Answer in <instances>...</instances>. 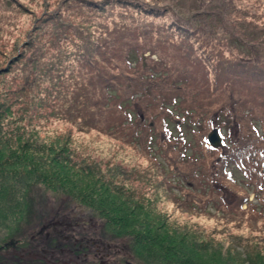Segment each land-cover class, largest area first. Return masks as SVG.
<instances>
[{
    "label": "trees",
    "instance_id": "1",
    "mask_svg": "<svg viewBox=\"0 0 264 264\" xmlns=\"http://www.w3.org/2000/svg\"><path fill=\"white\" fill-rule=\"evenodd\" d=\"M4 1L7 6L8 0ZM161 1L60 0L55 9L46 8L35 19L23 48L7 65H0V82L9 73L21 79L14 90L0 89V181L11 187L20 184L23 198L19 213L8 218L11 232L21 236L32 221L35 226L50 221L44 223V205L57 178L6 167L19 157L9 155L17 153L12 148L18 146L14 140L28 138L23 144L30 149L45 145L33 140L32 136L39 133L33 121L41 118L42 107L52 97L58 103L47 115L78 131L94 130L109 136L148 154L152 160L159 154L168 166L174 165L179 178L177 188L185 190L181 192L184 201L176 200L177 194L169 196L172 189L165 179L152 182L153 174L148 170L79 156L69 144L70 134L68 144L57 154L59 161L73 165L69 168H76L140 210L162 213L156 211L157 199L139 191L131 184L134 182H146L153 192L162 186L178 208L181 205L186 212L214 216L219 224L225 223L213 232L201 228V235L196 230L190 238L184 232L191 230L184 226L181 233L170 231L173 235L165 231L159 234L157 229L153 234L146 227L152 234L147 237L145 254L137 259L139 264H264V55L260 52V30L241 25L240 21H246L249 15L247 7L241 6L243 0H212L210 5L200 2L188 8H183L179 0H169L165 5ZM166 15L168 23L163 20ZM104 19H109L111 25ZM48 31V41L40 45ZM215 34L227 39L234 51L225 55L214 42ZM68 38L76 50L68 52L67 47L58 45ZM47 53L50 61L45 60ZM70 56L77 63L70 61ZM46 80L51 81V87L43 88L46 96L40 97V85ZM215 127L227 131L218 148L206 142L208 132ZM165 143L172 148L165 150ZM188 147L200 150L180 153ZM206 152L210 158L205 162ZM7 153L8 157L4 155ZM169 154L174 155L172 160ZM228 165L243 174L246 180L242 184L247 188L236 182ZM248 188L258 195L262 208L249 201ZM59 197L67 198V206L77 204L87 215L98 216L74 193L66 190ZM210 207L216 211L208 210ZM115 209L119 210L111 211ZM155 215L151 221L157 224L162 217ZM131 220L135 224L123 223L121 227L125 237L144 227L137 224V216ZM165 220L159 224L167 225ZM231 223L236 229L246 228V232H229L227 226ZM112 232L108 230L107 236L111 237ZM136 233L139 238L144 236L138 230ZM77 244L71 247L82 250ZM127 244L126 251L134 254L133 245ZM155 245L162 248L160 253L154 250ZM119 261L115 264H129Z\"/></svg>",
    "mask_w": 264,
    "mask_h": 264
},
{
    "label": "rangeland",
    "instance_id": "2",
    "mask_svg": "<svg viewBox=\"0 0 264 264\" xmlns=\"http://www.w3.org/2000/svg\"><path fill=\"white\" fill-rule=\"evenodd\" d=\"M59 1L60 0H8L6 6L4 4L5 1L0 0V65H7L9 59L23 48L22 44L28 38V32L31 30L35 19L41 16L46 8L49 10L55 9ZM210 1L212 0H179V4L183 8H188L198 5L200 2L210 5ZM168 2L169 0H164L161 1L160 4L165 5ZM19 3L22 6H19ZM241 6L247 7L249 11V15L245 16L246 21H240L241 25H248L260 30L261 34L258 35L261 37V39L260 37L259 39L262 41L263 46V51L260 52L264 55V0H243ZM85 16L89 18V16ZM80 18L81 17H78L77 19ZM163 20L168 23L169 17L166 15ZM104 23L111 25L109 19H104ZM55 27L56 24L50 31H53ZM50 31L41 37L40 45L48 41ZM98 33L99 30H96L95 35H98ZM73 35L74 34L71 36ZM215 37L216 40L214 42H218L217 47L223 50L225 55H228L230 51H234L228 44L227 39H221L216 34ZM67 40V42L61 41L58 45L63 49L67 47L66 50L68 52L76 50L73 42L70 41L69 38ZM50 53H56V50H51ZM27 54L30 55L29 53ZM70 58V61L77 63L74 57L70 56ZM262 59L264 60V57ZM45 60H51L48 53ZM73 74L75 77L78 76L76 71H73ZM13 76L14 75L11 73L4 75L5 80L0 82L1 90L9 92L19 86L21 79L14 78ZM50 87L51 81H43L40 85V97L46 96V92L43 88ZM0 92L2 94V91ZM31 95L30 93L28 97H31ZM14 97V95L11 96V98ZM49 98L47 106L41 109L42 112H40L39 115L41 118L33 121L36 126H39L37 127L39 133L32 136V138L35 142H44L45 145L40 146L41 149H39L40 147L38 149H30V147L23 144L28 138L14 140L13 142L17 143L18 146L12 148L16 149L17 153H11L9 155H12V157L19 155V157L12 160L11 165L6 168L30 169L32 172L36 171L37 173L46 174L47 177L50 176L51 179L52 176L57 178V181L53 180V188L46 194L44 205L45 210L47 209L44 223L45 221H50L41 226H35L32 221L21 233V236L15 237L8 224L10 221H8V218L11 214L19 213L18 210H20L21 199H23L21 198L22 191L20 189V184H15V187H11L13 185L0 181V210L3 211V213L0 211V213H2L0 215V264H115L120 262L119 259L129 262V264H139L137 259L140 260L141 254H145V248L148 245L147 237L152 234L146 230V227L151 228L153 234H155L157 229L159 234L165 231L169 235H173L170 231L181 233L185 229H190L191 232H184V234L190 238V236L195 234L192 232L196 230L198 231L204 228L208 232H213V230H221L225 226V223L222 221H219L222 224L221 226V224L216 221V218H212L214 216H210V218L203 215L198 216L194 213L184 211V207L181 205H179L178 208L177 205L171 202L167 193L162 191V186H157L155 192H153V188L146 184V182H134L131 184L136 186L139 191H144L146 194H150L151 197L157 199L158 208L156 211H160L164 214L146 211V209L140 210L139 207L134 206V203L131 204V202L126 201V199L105 189L104 185L97 183L96 180L94 181L85 174L79 173L76 168H69L73 165H68L66 164L67 162L63 163L59 161L57 154L62 147L68 144L67 139L70 134L71 142H69V144L77 151L79 156L87 157L92 160H102L103 162L109 161L111 164L118 163L127 169L138 168L140 171L148 170L153 174L152 182L156 181V183H160L165 179L168 182V186L172 189V191L169 192V196L173 197L177 194L176 200L179 202L184 201L181 192H185V190L179 191L177 188L179 178L176 175L178 173L174 171V165L168 166V161L159 154H156L155 159L152 160L148 154L141 153L137 148L122 145L109 136L95 133L94 130L87 131V133L78 131L75 127H71L70 124L63 120H58L55 117L47 115V112L51 111L58 103L57 101H53L52 97ZM17 106L18 105H15L14 109L17 108ZM132 117H135V115L132 114ZM171 128L175 130L173 126ZM182 129L186 131L184 124L182 125ZM218 129L222 134L227 132L224 127ZM173 133L176 134L174 131ZM187 138H190V135H188ZM152 146L156 148L155 144H152ZM163 148L167 150L172 147L165 143ZM174 149L176 150V155H178V147L175 146ZM199 150L200 147H188L186 150L183 148L180 153L190 154L191 151L197 152ZM4 155L8 157V153ZM169 157L170 160H172L174 155L169 154ZM209 158L210 153L206 152L205 162ZM32 165L34 167H32ZM229 168L234 171L233 178L236 179V182L240 186L247 188L241 183V181H245L246 178H242L243 175L237 172L232 165H228L227 169ZM161 169H164V172ZM154 171L157 172L154 173ZM60 186L66 189L69 194L74 193L76 198H78L79 201H83L82 203H86L88 207L94 208L98 216L92 217L87 215L77 204L67 206V198L59 197L61 193L66 191L61 190ZM248 191L249 194L251 193L250 199H252L253 203L256 204L258 208H262V203L258 202V195L255 194V192H250L251 189L249 188ZM226 197L228 198L227 193ZM17 201H20V203ZM3 204L9 205L10 208L5 210L2 206ZM244 207L245 205H243V208ZM11 208L12 211H9ZM114 208L119 210L115 209V211L112 212L111 209ZM208 210L212 212L216 211L213 207H210ZM154 213L162 217L157 224H159L160 221L164 222V217H166L165 221L167 225L164 224L162 226L163 223L157 225L155 224L156 222H152L151 220L156 216ZM133 216H137L140 219L137 224L140 223V225L144 227H138L136 231L132 230L130 235L126 233V235H128L126 238L125 229L121 227L123 223L135 224L134 220H131ZM66 220H68L67 223L63 225ZM74 223L76 225H74ZM101 223L104 224L105 227L101 228ZM182 226H184L185 229H183ZM227 227L229 232H246V228L236 229L233 227L232 223ZM102 229L105 231V235ZM108 230L113 231L111 237L106 234ZM137 230L140 233H144V236L139 238V233H136ZM119 231L123 232L118 233ZM198 233L201 235L199 231ZM199 238L200 237H198L197 240ZM10 241H13V243L10 244ZM128 242L130 245H133L134 254L133 252L126 251ZM77 243L80 244L82 250L77 251V249L75 250L71 247ZM5 244L9 245L4 247ZM261 246H264V243H261ZM154 250L160 253L162 248L155 245ZM21 255H25V261L20 259ZM138 255L139 258H135V256ZM156 257H158V255H156Z\"/></svg>",
    "mask_w": 264,
    "mask_h": 264
},
{
    "label": "water",
    "instance_id": "3",
    "mask_svg": "<svg viewBox=\"0 0 264 264\" xmlns=\"http://www.w3.org/2000/svg\"><path fill=\"white\" fill-rule=\"evenodd\" d=\"M207 142L213 147H218L221 144L220 133L217 129H212L207 135Z\"/></svg>",
    "mask_w": 264,
    "mask_h": 264
},
{
    "label": "flooded vegetation",
    "instance_id": "4",
    "mask_svg": "<svg viewBox=\"0 0 264 264\" xmlns=\"http://www.w3.org/2000/svg\"><path fill=\"white\" fill-rule=\"evenodd\" d=\"M9 243L12 244L13 241H10ZM8 245H9V244H5L4 247H5V246H8ZM0 247H1V246H0ZM20 259H22L23 261H25V255H21Z\"/></svg>",
    "mask_w": 264,
    "mask_h": 264
}]
</instances>
